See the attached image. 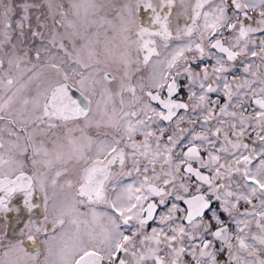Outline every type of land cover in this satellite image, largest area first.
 Instances as JSON below:
<instances>
[{"label":"snow or ice","instance_id":"snow-or-ice-1","mask_svg":"<svg viewBox=\"0 0 264 264\" xmlns=\"http://www.w3.org/2000/svg\"><path fill=\"white\" fill-rule=\"evenodd\" d=\"M0 264H264V0H0Z\"/></svg>","mask_w":264,"mask_h":264},{"label":"flooded vegetation","instance_id":"flooded-vegetation-1","mask_svg":"<svg viewBox=\"0 0 264 264\" xmlns=\"http://www.w3.org/2000/svg\"><path fill=\"white\" fill-rule=\"evenodd\" d=\"M16 2H17V3H20L21 0H16ZM35 2H36V3H41L42 0H35ZM38 14H39V12H38L37 10H33V13H32V15H33V20L35 19V16L38 15ZM142 19H144L145 21H147V19H148V14H147V13H143V14H142ZM15 217H16V214H14V213H13V214H10L9 224H10L11 226H14V227H15V231L18 232V231H19V228L22 227L23 224H22V222L19 223V224H17V222L14 223L13 219H15ZM24 218H26V217H24ZM15 220H16V219H15ZM12 223H13V224H12ZM16 228H17V229H16ZM26 244H27V246H28L29 248H33V247H34V245H32L31 242H26ZM37 246H38V245H37Z\"/></svg>","mask_w":264,"mask_h":264},{"label":"rangeland","instance_id":"rangeland-1","mask_svg":"<svg viewBox=\"0 0 264 264\" xmlns=\"http://www.w3.org/2000/svg\"><path fill=\"white\" fill-rule=\"evenodd\" d=\"M13 221H14V223H16V220L15 219H13ZM13 224V223H12ZM13 227L14 226H11L10 224H9V231H10V234L12 233V229H13ZM17 229V228H16Z\"/></svg>","mask_w":264,"mask_h":264}]
</instances>
